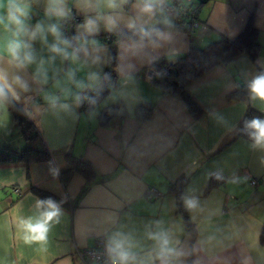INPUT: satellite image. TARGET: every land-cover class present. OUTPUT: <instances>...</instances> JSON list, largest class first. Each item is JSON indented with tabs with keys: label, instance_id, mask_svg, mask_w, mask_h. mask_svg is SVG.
Returning <instances> with one entry per match:
<instances>
[{
	"label": "crops",
	"instance_id": "1",
	"mask_svg": "<svg viewBox=\"0 0 264 264\" xmlns=\"http://www.w3.org/2000/svg\"><path fill=\"white\" fill-rule=\"evenodd\" d=\"M173 1L165 0L163 12L155 17L159 23L138 21L136 28H165L162 21L167 19L170 26L165 30L172 40L157 48L147 41L141 46L140 40L116 39L113 65L109 64L108 40L132 31L126 22L134 15L135 0H129L123 20L113 31L105 30L100 21L99 32L90 37L78 25L85 15L94 17L96 13H83L75 0H67L71 14L82 17L73 25V35L89 42L94 39L101 46L94 51L89 43L87 56L80 52L78 59L72 60L51 53L48 46L54 38L50 34L47 44L39 38L32 42L37 63L22 73L31 90L17 104L49 157L29 165L0 163V264H85L76 249L92 246L101 234L110 239L116 232L128 238L129 250L136 258L133 264H160L159 244L148 237L149 232L167 233L170 246L183 253L178 261L172 258L173 264H264V245L260 242L264 228V151L253 149L252 141L244 137L233 138L247 106L264 113V104L250 99L249 90L247 100L229 98L238 87L264 73V0H206L197 11L198 26L189 31L176 27L175 16L165 10ZM28 3L30 26L59 23L63 33L64 20L44 15L47 0ZM250 17L259 43L256 60L240 53L187 85L189 94L205 110L200 117L193 118L179 96L163 92L145 76L159 59L174 61L192 47L202 48L221 37H237ZM8 36L0 26V39ZM72 50L69 48V53ZM41 60L46 83L33 80ZM107 66L116 84L110 86L109 82L107 94L90 110H81L79 99L100 86ZM117 102L125 113L114 114L102 124V110ZM140 102L153 104L145 121L135 116ZM10 135L2 123L0 144L12 145ZM67 155L83 156L97 173L77 201L85 178L74 172L66 184L62 182ZM214 174L225 177L224 182L208 189ZM180 177L188 179L182 195L191 189L200 201L196 210H186L194 236L177 211L176 196L169 188ZM252 179L256 184L250 183ZM13 186L21 194L17 195ZM31 187L66 201L61 205L64 215L58 224H52L46 243H26L23 239L20 220L35 219L42 211L36 206L41 199ZM150 187L162 194L147 199L145 193Z\"/></svg>",
	"mask_w": 264,
	"mask_h": 264
},
{
	"label": "clouds",
	"instance_id": "2",
	"mask_svg": "<svg viewBox=\"0 0 264 264\" xmlns=\"http://www.w3.org/2000/svg\"><path fill=\"white\" fill-rule=\"evenodd\" d=\"M165 0H135L132 5L134 15L129 16L126 27L130 30L137 28L138 21H143L145 25L149 22L159 23L155 20L158 13L163 12ZM129 0H75V6L83 13H96L85 15L84 22L78 25L86 36H94L99 32V22L103 21L105 30L111 32L124 18L125 6ZM0 26L9 33L6 39H0V107L6 104L22 101V95L30 92V84L22 75L27 69L37 63L33 41L38 38L47 44V37L50 34L54 38V43L48 46L51 53L60 55L64 59H78V54L83 52L85 56L89 54L88 44L93 46L94 51L100 50V45L96 40L81 38V35L74 36L72 40L80 43V46L73 48L72 41L66 38L59 23H49L45 26L42 22H37L30 26L27 21L30 18V4L28 0H0ZM44 15L48 18H55L57 21L66 20L71 16V8L67 6V0H47ZM165 28L155 26L140 27L138 35L141 46L143 42L153 47H161L172 40V35L165 29L170 26V21H162ZM99 57H97V60ZM7 67H4V64ZM44 61L39 62V67L33 76V80L47 82L46 74L43 73L42 66ZM250 99L258 100L264 104V73L255 76L248 84ZM245 130L252 141L251 147L264 151V119L253 118L245 121ZM217 180L223 177L215 174ZM193 190L181 196L186 210L192 212L199 208L200 201L196 195L191 194ZM37 208L42 209L37 218L20 220V227L24 233L23 239L26 243L37 242L46 243L48 232L52 224H58L64 215L61 203L52 198L37 201ZM148 237L159 244L158 259L160 264H173L183 255L181 251L170 246L167 233H148ZM106 252L111 260V264H133L135 256L129 250L128 238L120 232L114 233L106 243Z\"/></svg>",
	"mask_w": 264,
	"mask_h": 264
},
{
	"label": "trees",
	"instance_id": "3",
	"mask_svg": "<svg viewBox=\"0 0 264 264\" xmlns=\"http://www.w3.org/2000/svg\"><path fill=\"white\" fill-rule=\"evenodd\" d=\"M206 0H191L190 5H196L197 8ZM159 27V26H155ZM176 27L178 23L176 22ZM183 30L189 31V27H182ZM139 29H135L129 32L119 34L114 37L111 36L108 40L110 45L109 49V64L113 65L116 59V45L114 41L119 38H126L131 40H140L138 35ZM74 37L72 31L69 34L68 39L72 41V47L77 48V41L72 40ZM240 53H247L251 60L254 62L259 54V43L257 41V29L252 23L250 17L243 28V30L237 35V37L231 39L227 37H221L218 40L212 41L202 48H190L186 53L177 57L174 61H167L166 59H159L153 63V67L159 71H162L166 66H170L167 73H161L153 79V83L159 86L163 92L179 96L187 111L193 118H198L205 113V110L201 105L189 94L187 91V85L197 79L206 71L212 69L219 64L228 63L234 56ZM112 76V70L109 66L106 67L104 76L101 80L100 86L81 97L80 105L81 110H90L99 100H101L109 90V82ZM248 85H241L230 95V99L234 100H247ZM117 102L110 106L105 107L102 110V115H109L111 112L116 114L121 111L125 113L123 107ZM8 111H10L14 124L20 130L26 144L23 148L15 149L10 144H4L0 146V163L9 162H22L26 165L30 163L44 162L48 159L49 153L40 146V141L37 133L34 131L33 125L27 119L24 111L20 106L15 103H9L4 105ZM153 110V104L150 102H140L135 107V116L139 121H145ZM253 118L264 119V113L254 109L250 105L241 118L236 133L233 138L244 137L250 140L247 131L245 130V121ZM251 141V140H250ZM68 161L67 167L61 172V180L66 184L70 176L76 172L81 174L85 178V184L79 191L76 201L88 190L90 184L97 177V173L92 163L83 156L67 155ZM222 176V175H220ZM223 177V176H222ZM225 177L220 180L215 178V174L210 179L207 188L210 189L214 186L222 185ZM187 177H180L175 182L170 184V191L173 192L177 200V211L182 214L189 233L194 236V225L190 221L186 209L182 206V188L187 182ZM207 189V190H208ZM32 192L39 196L41 200L52 198L61 205H66V201L47 192L42 189L31 187ZM260 242L264 245V228L261 230Z\"/></svg>",
	"mask_w": 264,
	"mask_h": 264
},
{
	"label": "built area",
	"instance_id": "4",
	"mask_svg": "<svg viewBox=\"0 0 264 264\" xmlns=\"http://www.w3.org/2000/svg\"><path fill=\"white\" fill-rule=\"evenodd\" d=\"M191 0H174L165 7V10L169 13H172L180 29L182 27H189L190 30L198 26V21L196 20V15L198 8L196 5H190ZM82 19L81 16L77 14H71V16L64 20L63 22V35L69 37L70 31L76 23L80 22ZM170 69V66H166L162 71H159L155 68L150 69L145 76L148 79H154L155 76L160 75L161 73H167ZM116 84V78L112 75L110 86ZM252 185L256 184V179L250 181ZM12 190L17 194H21V190L13 186ZM162 193L156 190L154 187H150L146 190L147 199H153L159 197ZM109 240L107 234L99 235L92 246L77 248L76 253L81 261L85 264H111V260L106 252V243Z\"/></svg>",
	"mask_w": 264,
	"mask_h": 264
},
{
	"label": "rangeland",
	"instance_id": "5",
	"mask_svg": "<svg viewBox=\"0 0 264 264\" xmlns=\"http://www.w3.org/2000/svg\"><path fill=\"white\" fill-rule=\"evenodd\" d=\"M10 121H12L13 124H11ZM2 123L3 126H6L8 128V132H11V141H13L12 147L15 149L23 148L26 144V141L24 140L18 127L14 124L10 111H8L5 106L0 107V127ZM1 145L2 144H0V146Z\"/></svg>",
	"mask_w": 264,
	"mask_h": 264
},
{
	"label": "water",
	"instance_id": "6",
	"mask_svg": "<svg viewBox=\"0 0 264 264\" xmlns=\"http://www.w3.org/2000/svg\"><path fill=\"white\" fill-rule=\"evenodd\" d=\"M116 114L117 115H122V112L119 111ZM113 115H114L113 112H111L110 115L103 114L102 117H101V119H100L101 123L102 124H105L109 120V118L112 117Z\"/></svg>",
	"mask_w": 264,
	"mask_h": 264
}]
</instances>
